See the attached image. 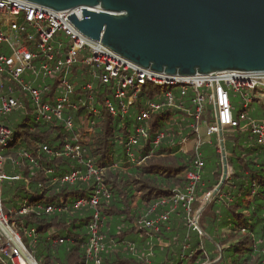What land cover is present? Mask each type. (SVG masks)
Here are the masks:
<instances>
[{
    "label": "trees",
    "instance_id": "trees-1",
    "mask_svg": "<svg viewBox=\"0 0 264 264\" xmlns=\"http://www.w3.org/2000/svg\"><path fill=\"white\" fill-rule=\"evenodd\" d=\"M75 68L77 74L69 81L85 104L65 112L71 126L65 119H37L27 93L17 90L24 108L0 117L11 132L0 144V214L33 260L94 264L86 250L93 214L98 212V232L104 237L99 264H264V149L249 129L251 119L264 121V100L255 99L239 110L234 117L238 126L223 127L231 172L201 211L199 228L194 229L188 216L222 175L218 137L208 138L206 133L207 127L215 126L212 105H206L198 121L204 166L196 200L187 214L182 203L174 208L173 202L184 190L196 158L193 90L183 97L176 92L185 109L162 106L145 122L146 136L129 144L139 111L150 101L161 102L166 89L146 84L125 114L113 115L104 105L108 98L118 107L113 85L99 79L93 82L87 66ZM87 82L93 83L92 99H88L90 92L82 91ZM32 85L40 89L41 101L49 98L52 103L51 91L58 88L54 78L38 76ZM235 96L229 92L232 110ZM254 104L261 114L248 115ZM244 110L247 121L241 124ZM21 113L24 116L18 119ZM67 145L78 149L68 151ZM87 164L95 174L87 176ZM77 170L81 177L64 179ZM92 196H97L95 205L88 203ZM80 200L88 202L76 205ZM164 212L168 218L157 228L140 224L142 218L156 219ZM0 264H12L1 251Z\"/></svg>",
    "mask_w": 264,
    "mask_h": 264
},
{
    "label": "built area",
    "instance_id": "built-area-1",
    "mask_svg": "<svg viewBox=\"0 0 264 264\" xmlns=\"http://www.w3.org/2000/svg\"><path fill=\"white\" fill-rule=\"evenodd\" d=\"M81 8L100 11L99 6H78L70 10L55 11L28 0H0V117L15 110L24 108L21 100L16 96L15 90L27 93L29 100L35 105L37 119L48 120L56 118L66 120L68 126L72 125L70 116L66 115L65 108L75 109L77 104H85L82 94H75L69 76L76 73V64L91 69L93 78L99 79L103 84L111 83L114 98L118 101L116 107L110 99L104 100V105L111 114L120 112L125 114L128 106L136 99L141 88L146 85L159 86L166 89L161 102L150 101L146 108L139 111L136 116L137 127L135 135L129 138V144L136 143L138 137L146 136L145 122L162 106L176 109H185L182 101H177L175 93L181 97L193 90L191 104L195 124L191 127L196 134L193 169L187 174V183L182 192H179L173 202L175 208L182 203L187 214L190 213L191 204L196 200L195 190L201 180V171L204 166L199 146L204 139L199 134L201 115L207 104L216 105L217 117L222 127H236L239 121L234 118L229 98V92L241 94L243 109L255 100H264V71L225 70L212 74H194L191 76L166 75L155 72L149 68L141 67L125 57L114 52L100 40H94L81 31L68 19L67 15L73 13L78 19L82 18ZM38 76L54 78L65 90V94L56 96V90L51 91L49 102L41 101L40 89L34 87L33 81ZM49 91L48 87L44 88ZM93 83L87 82L82 91H88V99H92ZM74 96V97H71ZM77 97V98H75ZM73 101V102H72ZM96 112L95 108H92ZM214 114V111H213ZM246 115L245 110L240 119ZM215 119V117H214ZM251 134L257 143L264 149V121L251 119L249 123ZM207 137L217 135L215 126L207 127ZM10 129L0 122V144H4L10 137ZM68 151L77 150V146H66ZM219 151V144H218ZM87 176L95 174L90 164H87ZM80 176L79 170L66 176L64 179L72 181ZM1 179V176H0ZM97 196L88 201L80 200L76 205L97 203ZM198 210V209H197ZM197 210L191 217L188 216V225L197 229ZM168 218V212L160 214L156 219L144 217L140 224L147 228L156 227L157 223ZM98 212L93 214L91 224V237L87 244V259L99 264L97 254L102 250L104 237L99 234ZM18 245L13 244L15 257L12 264H31L23 256L24 247L17 236ZM1 252H3L0 249ZM4 253V252H3ZM9 256L7 253H4ZM16 260V262H15ZM264 262V261H263Z\"/></svg>",
    "mask_w": 264,
    "mask_h": 264
},
{
    "label": "water",
    "instance_id": "water-1",
    "mask_svg": "<svg viewBox=\"0 0 264 264\" xmlns=\"http://www.w3.org/2000/svg\"><path fill=\"white\" fill-rule=\"evenodd\" d=\"M28 1L55 11L99 6L100 11L81 8V19L73 13L67 17L84 35L155 72L191 76L225 70L264 71V0ZM213 111L222 175L219 184L203 196L197 217L230 174L215 104ZM0 231L9 237L1 224ZM22 253L37 264L27 251Z\"/></svg>",
    "mask_w": 264,
    "mask_h": 264
},
{
    "label": "rangeland",
    "instance_id": "rangeland-1",
    "mask_svg": "<svg viewBox=\"0 0 264 264\" xmlns=\"http://www.w3.org/2000/svg\"><path fill=\"white\" fill-rule=\"evenodd\" d=\"M97 80V78H93L92 77V81L95 82ZM56 96H61V95H64L66 92L63 88H61L60 86L56 89ZM234 93V92H233ZM236 96L234 98L235 100V106H234V109L232 110V113H233V116L235 117L236 116V113L239 111V110H242L243 109V105H242V98H241V94H238V93H235ZM71 97H74V96H71ZM99 106V105H98ZM252 108V109H251ZM66 110L68 109L67 107L65 108ZM249 112H248V115H252L253 113H259L261 114V111H260V108L258 105L254 104L253 107L250 106L249 108ZM24 116L23 113H21V116L18 118V119H21L22 117ZM247 121V119H243L241 120V124L245 123ZM121 123V122H120ZM208 138H206L207 140ZM211 168V165L208 164V169ZM230 171V168L228 167V172ZM0 220L2 222H5L6 226L8 227L9 224L7 223L6 219H4L1 214H0ZM10 228V226H9ZM11 229V228H10ZM12 234H14L16 237H17V234L14 233V231L12 230ZM3 237V238H2ZM0 242H2L1 244V247L0 249L4 252V253H7L9 256L10 259H12L13 257H15V254H12L13 253V249H12V245H13V242L10 240L9 237H6L1 231H0ZM24 250L26 251V249L24 248ZM16 262V260H15Z\"/></svg>",
    "mask_w": 264,
    "mask_h": 264
},
{
    "label": "bare ground",
    "instance_id": "bare-ground-1",
    "mask_svg": "<svg viewBox=\"0 0 264 264\" xmlns=\"http://www.w3.org/2000/svg\"><path fill=\"white\" fill-rule=\"evenodd\" d=\"M0 224L5 229V231L7 232L9 238H11L14 242H17V237L14 234H12V230L9 227L6 226L5 222H2L0 220ZM29 263H31V262H29Z\"/></svg>",
    "mask_w": 264,
    "mask_h": 264
},
{
    "label": "crops",
    "instance_id": "crops-1",
    "mask_svg": "<svg viewBox=\"0 0 264 264\" xmlns=\"http://www.w3.org/2000/svg\"><path fill=\"white\" fill-rule=\"evenodd\" d=\"M230 168V167H229ZM229 172H231V168H230V171Z\"/></svg>",
    "mask_w": 264,
    "mask_h": 264
}]
</instances>
